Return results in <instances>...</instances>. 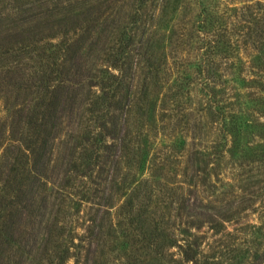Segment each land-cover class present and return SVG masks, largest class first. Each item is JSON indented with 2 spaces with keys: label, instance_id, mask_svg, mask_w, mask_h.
<instances>
[{
  "label": "rangeland",
  "instance_id": "1",
  "mask_svg": "<svg viewBox=\"0 0 264 264\" xmlns=\"http://www.w3.org/2000/svg\"><path fill=\"white\" fill-rule=\"evenodd\" d=\"M220 1L224 4L237 2L55 0L46 6L27 5L24 8L26 12L19 13L12 8L5 10V19L0 20V39L33 24L38 14L45 18L47 14L54 13L53 18L60 20L71 13H98L100 19L85 28V39L81 43V59L89 72L85 74L89 80L93 79L100 66L107 63V58L115 50L117 58L124 62L125 86L121 88L120 95L122 98L126 96L127 86L132 81L131 92L136 94V99L130 105H125V98L118 96V101L114 103L117 107H114L113 118L118 120V128H128V139L123 141L122 133L116 134L117 149L110 150L106 158L110 162L103 161L98 174L86 188L75 186L72 192L76 193L71 194V203L62 194L70 191H65L66 181L81 173L75 171V165L79 167L76 157L80 151L76 144L79 136H82L84 103L94 91L88 79L83 81L84 86L79 89L75 107L64 108L48 122L47 142L43 147H40L41 144L38 146L39 154H34L30 162V166L39 174V181L28 180L23 185L24 194L12 207L13 214L0 219L8 224L10 234L5 241L0 240V264L44 262L45 259L41 257L47 241V226L55 219L62 223L66 215L59 211L67 212L70 205L75 210L81 206L79 216L87 219L77 220V225L85 222L99 235L96 262L91 264L126 263L130 250L124 231L125 205L131 186L134 185L130 184L132 178L134 181L138 178L136 176H143L144 172L158 179L162 183V193L175 200L170 210V227L165 234L176 239L182 229L184 232H194L195 225H200L204 230L201 236H206L205 240L215 248L219 246L223 252L229 247L237 248L228 256L219 254L221 259L227 256L228 264H232L235 259L238 260L235 264H264V210L260 207L264 194V163L256 161L253 154V149H264V138L259 139L257 135L260 132L259 126L249 127L248 123V126L238 129L237 133L232 124L227 125L215 113L210 96L200 88H195L185 103L187 114L178 133L184 144L182 153L181 149H174L170 145L169 139H163L159 124L160 131L152 120V123L148 122L150 131L145 124L144 110H156L158 114L163 100L167 98V89L160 82L162 68L176 63L185 65L181 69L188 67V64L196 66L207 50L208 55L205 57L211 69L206 71V76L228 81L227 86L233 88L230 99L234 101L233 105L232 101H228L230 108L242 107L237 102L236 91L241 84L235 80L251 75L252 68L248 66L254 59L253 49L239 50L238 63L240 60L242 64L246 62L239 71L223 70L226 62L230 64L235 61L229 50L215 56L209 53L214 49H207L210 46L208 40H217V36H207L206 33H215L216 23L219 20L225 21L228 16ZM204 3L209 5L207 12L210 15L206 18ZM37 66L35 61L27 60L21 65L24 68L21 70L29 74ZM70 67L68 64L66 71ZM195 76L201 78L202 75L195 73ZM9 94L7 96L0 92V180L3 171L11 165L18 152L19 138L22 136L11 128L15 116L13 110L16 109L14 106L19 101L28 102L26 97L31 99L35 96L30 94V90L27 94L23 93L20 100L14 97L16 89L10 90ZM145 94L148 95V102L144 100ZM63 103L61 101L59 108ZM144 103L146 107L142 109ZM24 131H27L26 125ZM128 146H142L143 153H149V157L156 156V164L146 171L139 169L138 160L131 158L138 149L128 153ZM170 148L174 151L173 158H157L162 149L167 151ZM237 220L242 221L238 226L234 223ZM232 224L236 230H233ZM227 231L230 233L224 234ZM172 249L175 250V247ZM68 263L73 264V261Z\"/></svg>",
  "mask_w": 264,
  "mask_h": 264
},
{
  "label": "trees",
  "instance_id": "2",
  "mask_svg": "<svg viewBox=\"0 0 264 264\" xmlns=\"http://www.w3.org/2000/svg\"><path fill=\"white\" fill-rule=\"evenodd\" d=\"M54 1L0 0V20L5 19V10L8 8L21 13L26 12L27 9L24 8L27 5L46 6ZM220 4L224 5L226 9L224 13L228 16L225 21L219 20L216 23L215 33H206L207 36H217V40L212 38L208 40L210 46L207 49H214L209 52L214 54L212 56L229 50L235 61L230 64L226 62L223 70L239 71L246 64V62L240 63L241 60L238 63L239 50H249L252 47L254 59L248 66L252 68L251 75H245L238 80L234 79L241 84L236 91L237 102L242 107L236 109L230 108L228 102L232 101V105L234 104L233 99H230L233 88L227 86L228 81L206 76V71L211 69L205 57L206 54L208 55V50L196 66L188 64V67L181 69L180 67L185 65L176 63L168 68H162L160 82L167 89V98L163 100L158 114L155 113L156 110H144L145 124L148 128V122L152 120L156 127L160 125L163 139H169L170 145L174 149H181V153L184 144L178 133L187 114L185 103L195 88H200L210 96L215 113L227 125L232 124L237 129V133H239L238 129L241 130L250 123L249 127L259 126L260 132L257 135L259 139L264 138V0H237V2L226 4L220 1ZM202 5L205 18L209 17L210 14L207 12L209 5L206 3ZM47 15L45 18L39 17V14L36 15L34 19L37 20L33 24L15 30L14 34H8L0 39V92L10 96V90L16 89L14 97L18 100L23 98L21 96L23 93H29V90L32 96L35 95L31 99L26 97L25 100L28 102L19 101L14 106L16 109L13 110L15 116L12 118L11 128L13 132L18 131L22 136L19 138L18 152L14 155L11 165L3 171V177L0 180L2 186L0 219L13 214L12 207L24 194L23 185L28 180L39 181V174L30 166V162L34 154H39L38 146L41 144L40 147H43L47 142L48 122L64 108L75 107L76 96L79 95V89L84 86L83 81L88 79V84L94 87V91L84 103L82 136H79L76 144L80 147V151L76 157L79 160V167L77 168L76 164L75 171L81 173L66 181L65 191H70L68 194H62L69 198V203L73 202L71 194L76 193L72 192L75 186L86 188L91 183V179L98 174L103 161L110 162L106 158L110 150L117 149L116 134L122 133L123 141L128 139V128H118V120L113 118L114 107H117L114 103L118 101V96L122 98L120 90L125 86L124 62L117 58V52L113 50L107 58V63L102 64L98 74L89 80L85 74L86 64L81 59V43L85 39V28L96 24L100 19L99 14L93 11H88L86 14L71 13L60 20L53 18L54 13ZM27 60H33L38 65L35 70L29 71V74L21 70L24 69L21 65ZM68 64L72 68L66 71ZM195 73H200L201 78H197ZM174 74H176L175 77H173ZM131 83L132 81L127 86L128 92L125 99L122 98L125 100V105H130L136 99V94L131 92ZM144 100L148 102L147 94L144 95ZM61 101L64 103L59 108ZM145 104L142 109L146 107ZM121 110V116H123L124 108ZM24 125L27 126L26 132ZM150 129L151 127L148 131ZM158 130L160 131V127ZM43 133L45 136H42ZM123 141L122 144H124ZM145 141L147 143L148 138ZM141 147L128 146L126 149L128 153L132 149H138L131 158H136L139 169L146 171L147 168L150 169V166L156 164V156L149 157L150 154L143 153ZM160 153L157 158L163 160H169L174 156L172 148L167 151L162 149ZM253 154L256 156V161L264 163V149L258 151L253 149ZM136 177L138 178L134 181L132 178L130 182L134 185L131 186V193L125 205L124 231L130 254L124 264H228V254L236 251L237 248L229 247L224 252L219 246L215 248L205 240L206 236H201L204 230L200 225H195L194 232L191 230L184 232L182 229L181 235L179 234L176 239L165 234L166 229L170 227L168 224L171 217L170 210L175 200L162 193V183L151 173L144 172L143 176ZM80 207L75 210L70 205L67 212L60 210V214L66 215L62 223L55 219L47 226V241L43 248V254L46 256L42 254L41 259L45 261L40 264H70L68 262L71 260L73 264L96 262L95 253L99 235L91 229V225H85V222L77 225L79 219L87 221L86 217L79 216ZM260 207L264 210V194ZM91 222L94 221L91 220ZM234 223L238 226L242 221L237 220ZM7 227L6 222L0 221L1 241H5L6 237L10 236ZM232 227L236 230L234 224ZM226 233L230 231L224 234ZM173 247L175 250L172 249ZM220 253L227 254L226 259H221ZM237 261L235 259L232 264Z\"/></svg>",
  "mask_w": 264,
  "mask_h": 264
}]
</instances>
